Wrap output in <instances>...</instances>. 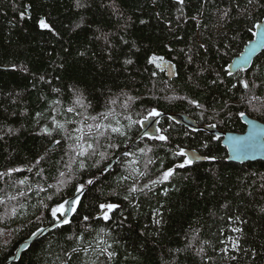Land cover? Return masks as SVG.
Wrapping results in <instances>:
<instances>
[{
  "label": "trees",
  "instance_id": "16d2710c",
  "mask_svg": "<svg viewBox=\"0 0 264 264\" xmlns=\"http://www.w3.org/2000/svg\"><path fill=\"white\" fill-rule=\"evenodd\" d=\"M80 3L0 0V173L21 169L0 175V264H264V160L230 161L220 136L216 140L217 134L187 127L168 114L185 112L200 125L224 131H244L242 113L264 121V50L249 69H228L264 18V0ZM41 19L51 31L40 28ZM154 55L174 63L175 74L167 75L152 62ZM73 89L88 106L79 112L99 115L114 109L125 135L109 131L96 145L111 156L101 168H111L101 173L87 160L89 166L57 193L48 185L57 184L59 172L66 171L73 141L52 120L82 119L66 111L75 100ZM129 96L134 99L128 101ZM153 108L164 113L157 132L135 141L142 124L128 127L125 117L144 122ZM115 119L104 123L115 127ZM79 126L66 125L70 130ZM8 128L15 134H6ZM159 135L168 140L152 138ZM109 143L119 148L106 149ZM178 148L216 159L176 168L169 181L146 189L147 195L123 199L134 181L121 180L128 173L118 159L139 160L137 167L147 172L136 178L142 186L182 161L173 154ZM124 151L135 155L122 157ZM148 158L154 163L145 169ZM93 177L83 207L68 214L71 223L53 226L50 209L67 200L76 184ZM100 203L120 207L106 221ZM83 215L90 219L83 221ZM108 245L115 253L110 259L99 251Z\"/></svg>",
  "mask_w": 264,
  "mask_h": 264
},
{
  "label": "snow or ice",
  "instance_id": "6c2138e0",
  "mask_svg": "<svg viewBox=\"0 0 264 264\" xmlns=\"http://www.w3.org/2000/svg\"><path fill=\"white\" fill-rule=\"evenodd\" d=\"M176 3L179 5H184L185 0H176ZM248 3L251 4L252 0H248ZM77 7H81L80 0H76ZM181 9H178L180 11ZM23 16V13H21ZM223 17H227L229 15V11L225 10L223 12ZM141 23H145V21H141ZM39 26L42 29H47L51 31V26L43 19L39 21ZM79 26V25H78ZM259 27V25H257ZM203 47V45H201ZM83 55V53H82ZM155 57L152 58V62H155ZM162 60L163 58L160 57ZM128 64H131V60L125 61ZM27 69H25L26 71ZM43 79V77H41ZM215 83V81H213ZM243 87L245 89L249 88L248 82L244 81ZM54 91H59V89H54ZM75 100L73 102V105L71 107H68L66 111L68 113H73L75 115H79L82 117L80 121H72L67 120L64 123H60L57 121L54 117L52 120V124L55 126L56 129L66 133L65 139H71L73 141L72 145H69L70 151L72 155L69 157V160L64 163V168L66 171H60L59 177L57 178V184L55 185H48L49 188L56 189L57 193H59L63 187H66L67 184L76 177V173L80 170L86 169L89 165L87 164V160H92L91 167L100 169L101 173L108 168H111V164H107L105 168H101V165L104 164L105 161H108L111 159L110 153L105 151H100L99 148L96 146L99 144V141L101 138L106 137V134L110 131L111 133H117L121 136L125 135V132L122 130L123 125H121L119 119H115L113 113L114 109H109L108 111L102 112L99 115H85L84 113H81L78 111L79 109H86L88 106L84 102V97L82 93H79L78 90L73 89ZM128 101H132L134 98L129 96ZM116 101L113 100L112 103L114 104ZM190 103L195 104L197 107H202V105L198 104L195 100L189 101ZM55 104H60L59 100L54 101ZM128 103L126 102L123 107L125 109L128 108ZM41 114L38 113L37 116L39 117ZM160 113L156 109H152L148 116L156 117L159 116ZM243 115V113L241 114ZM112 117L115 119V123L117 126H113L111 123H104V121L109 120V118ZM128 121V127H131L134 123H141L143 124V121H132V118L130 116L125 117ZM147 119V117L145 118ZM87 121H92L91 123H87ZM78 123L80 126L75 127L74 129H68L66 127L67 124H73ZM214 127V125H213ZM8 135L15 134L14 130L11 128L7 129ZM147 134V133H146ZM3 137L0 136V139ZM153 139H158L160 141H167L168 137L166 135H159L156 137H152ZM216 140H219L220 137L216 136ZM61 143L60 140H55L54 144L59 145ZM106 149H118L119 145L109 143L106 146ZM207 147V145H205ZM147 151H151V149H148ZM141 153L145 152V149H140ZM175 156L181 157L182 161L175 165V167H169L166 170H163L161 174L153 180L148 181L147 183H144L142 186H138V184L135 182L137 177H145L147 175L146 171H141L137 165L139 164L138 159H129L126 163L123 160L118 159V163H121L122 166L125 168V171L128 173L127 175H123L121 177V180L127 181V180H133V184L129 186L127 192V195L123 196L124 200H130V196H132L135 193H143L144 195H147L146 189L148 191L152 190V186H155L157 184H161L163 182L169 181V179L175 174L176 168H185L192 166L196 161L198 160H215V156L210 155H204L199 156L193 153L191 156L184 148H178L174 153ZM122 157H133L135 154L129 151H124L122 154ZM98 157V158H97ZM40 159H44V157H41ZM39 163V160L37 161ZM154 161L151 158H148L144 167L145 169L148 168L149 165L153 164ZM161 167H163V162H161ZM21 169L19 168H12L9 169L7 173H0V175H11V173L19 172ZM40 173L38 172L37 175ZM96 177L89 178L84 182H79L75 185L73 194L67 199L63 200L62 202H59L55 207H52L50 209L51 211V217H52V223L55 227H60L61 225H66L71 223L70 219L68 218V214H77L78 210L83 207L82 204V198H86V189L88 186H92L96 182ZM119 183V182H118ZM19 184L24 185L27 184V180H20ZM40 191H46V189L41 188ZM24 193H20V195H23ZM114 195H119V192H114ZM165 194H167L165 192ZM48 200L52 199V196L49 195L47 197ZM0 203H3L2 200H0ZM67 206V207H66ZM43 207L48 208L49 206L47 204H44ZM120 205L117 203H100L98 205L99 211L103 216L104 220H109L110 216L109 213L113 210L119 208ZM13 214H15V209L12 210ZM83 221H88L90 219L89 215H83L82 217ZM237 219H239L237 217ZM161 221L159 219L155 220L156 224H159ZM103 232L104 230L101 229ZM233 231L241 232L242 230L240 228H235ZM35 235V234H33ZM71 238V237H70ZM79 239H82L80 237ZM111 245H108L106 248L99 249L100 254L107 253L108 258L110 259L112 256L115 255L114 252L108 251V248H110ZM233 248L236 250H239V243L238 241L233 242ZM87 248L84 249L85 252H87ZM73 252H77L78 249L74 248L72 249ZM71 257L69 256V259ZM232 259H235L233 256Z\"/></svg>",
  "mask_w": 264,
  "mask_h": 264
},
{
  "label": "water",
  "instance_id": "95a60500",
  "mask_svg": "<svg viewBox=\"0 0 264 264\" xmlns=\"http://www.w3.org/2000/svg\"><path fill=\"white\" fill-rule=\"evenodd\" d=\"M259 25V27H257ZM264 50V18L256 24L254 36L247 41L242 51L236 55L229 63L230 73L238 70L249 69L256 56ZM171 118L187 127L198 129L203 128L213 132L221 137L222 144L226 147L228 160L237 163L248 161L264 160V121L254 118L247 113L242 115V120L246 125L244 131H224L212 124L200 125L192 116L185 112H170ZM164 115L150 117L142 124V129L137 135L135 141L144 135L155 134L157 132V124L159 119ZM147 133V134H146ZM186 151L191 156L193 153L204 156L197 149L188 148ZM198 160V161H202Z\"/></svg>",
  "mask_w": 264,
  "mask_h": 264
},
{
  "label": "rangeland",
  "instance_id": "374dc122",
  "mask_svg": "<svg viewBox=\"0 0 264 264\" xmlns=\"http://www.w3.org/2000/svg\"><path fill=\"white\" fill-rule=\"evenodd\" d=\"M155 57V62L162 70H164L167 75L172 76L175 74V65L170 60L164 58L163 56L154 55L152 58ZM160 57L163 59L161 60ZM151 58V60H152ZM67 207V206H66Z\"/></svg>",
  "mask_w": 264,
  "mask_h": 264
},
{
  "label": "bare ground",
  "instance_id": "6f19581e",
  "mask_svg": "<svg viewBox=\"0 0 264 264\" xmlns=\"http://www.w3.org/2000/svg\"><path fill=\"white\" fill-rule=\"evenodd\" d=\"M229 69V68H228ZM239 71V70H238ZM230 72V71H229ZM237 72V71H236ZM52 185V184H51Z\"/></svg>",
  "mask_w": 264,
  "mask_h": 264
}]
</instances>
